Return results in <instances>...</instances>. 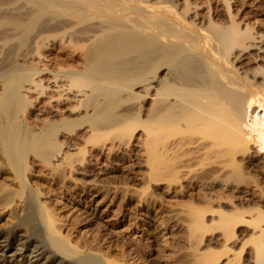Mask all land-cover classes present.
I'll use <instances>...</instances> for the list:
<instances>
[{
	"label": "bare ground",
	"instance_id": "obj_1",
	"mask_svg": "<svg viewBox=\"0 0 264 264\" xmlns=\"http://www.w3.org/2000/svg\"><path fill=\"white\" fill-rule=\"evenodd\" d=\"M241 2L0 0V211L16 219L0 264H127L66 231L31 176L107 193L98 166L136 140L143 223L168 235L172 264H264V32Z\"/></svg>",
	"mask_w": 264,
	"mask_h": 264
},
{
	"label": "rangeland",
	"instance_id": "obj_2",
	"mask_svg": "<svg viewBox=\"0 0 264 264\" xmlns=\"http://www.w3.org/2000/svg\"><path fill=\"white\" fill-rule=\"evenodd\" d=\"M242 2L241 8L240 6L239 9L233 8V10L235 9L234 13H237V10V17L254 24L256 30L264 32V0H255L252 5L249 4L251 3L249 0H242ZM212 4L215 6V0H212ZM138 146L136 140L131 148L124 147L117 152L125 158L124 163H112L110 165L102 160L103 162L98 166L97 171H100V174L106 173L111 178L112 183L108 186L107 193L101 183L94 186L97 190H95L96 193H93L92 188H89L87 193H81L79 189L81 186L78 187L76 193H73L74 189H70V192H63V188L62 191L57 189V191L53 189L50 191L47 171L41 168L35 169L31 176V183L39 185L43 194H47L42 196V199L47 198V201L49 200L48 203L57 213L64 227L67 228L65 230H69L73 236L81 237L85 234L86 237L101 238V241L103 240L101 243L106 242L112 245L113 252L121 253L124 251L125 256L127 255V264H172L168 235L165 234L162 227L157 228L158 222L148 223L147 226L143 223L147 218L146 208L142 206L140 198L136 197V192L142 188L143 171L142 152ZM261 176L264 177L263 174ZM102 177L100 175L98 180H101ZM9 181L10 178L7 173L0 171V188L3 184H10ZM86 184L85 187L90 186V183ZM251 187L248 189L250 192L255 189L253 186ZM152 190L159 194L165 202H175L171 191L167 192L164 187L160 186ZM123 193L124 195L126 193L125 200H122V204L125 205L124 208L119 205L122 196H124ZM247 194L249 195V193ZM13 209L19 213V206ZM15 223L16 219H13V215L8 212V209L0 211V232L11 229ZM155 228L158 229L156 231L158 234H154L153 229ZM22 233L20 232L19 235H23ZM34 261L31 259V263ZM242 261L244 264H251L252 261L247 251L242 254Z\"/></svg>",
	"mask_w": 264,
	"mask_h": 264
}]
</instances>
